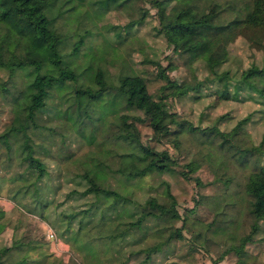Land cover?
<instances>
[{"label":"rangeland","instance_id":"1","mask_svg":"<svg viewBox=\"0 0 264 264\" xmlns=\"http://www.w3.org/2000/svg\"><path fill=\"white\" fill-rule=\"evenodd\" d=\"M83 3L82 8L88 4L93 8L99 2L84 0ZM251 8L252 0H161L159 6L150 0H130L127 6L110 4L96 21L92 36L86 38L79 55L74 59L85 64V52L97 46L107 48L109 52L106 51L105 59H99L106 75L110 74L116 82V74L122 68L131 67L145 77L148 90L156 97L161 92L165 93L160 88L165 82L159 75L160 71L178 81L194 82L209 75L205 64V59L209 57H227L219 68L228 67L231 71H239L252 63H263L264 32L244 23ZM209 10H212V15L208 23L190 30L177 43L173 36L163 30L162 26L177 13L183 18L195 17ZM130 20L133 22L126 35L122 27ZM76 25V22H71L70 30ZM78 28L82 30L81 25ZM116 31L126 35L122 42H119ZM17 75L19 80L23 77L21 71ZM6 77V71L0 69V79ZM202 81L198 92L189 90L183 94L165 95L167 107L174 112L175 117L199 127L216 125L221 130H227L239 118L249 114L251 118L243 124L242 129L247 133L249 142H257L264 129L263 101L247 98L243 90H233L229 85L218 93L220 82L211 81L207 84V80ZM74 85L75 81L68 80L63 88L72 89ZM194 93L198 95L195 97ZM60 101L58 92L53 90L45 109L37 116L40 126L31 135L36 142L37 154L44 160L48 170L38 181L40 191L52 200L46 208L48 219L29 213L16 204V199L12 197L14 185L8 177L22 170L24 164L18 158H13L8 166H3L7 159V147L0 139V247L16 239L36 241L39 249L47 255L31 264H85L81 255L65 242L73 240L72 230L64 231L65 225L59 226L56 218L58 213H68L86 206L92 198L91 194H80L83 189V180L78 176L83 170L80 157L99 148L105 152L106 161L112 168L109 181L119 192L134 199L126 204L130 211L137 214L139 204L144 200L163 197L161 190L164 184L161 181L165 180L184 217L177 220L176 225H183L185 237L172 239L147 260L142 258L145 252L140 250L141 247L158 238H165L167 231L157 229L144 240L137 241L134 238L138 237V230L133 236L126 235L122 240L121 259L126 255L129 257L124 264H213L216 260L214 264L236 263V253L223 254V251L230 241L237 243L239 236L248 233L251 224L257 220L250 210L253 196L244 184L252 161L243 165L236 156L230 155L234 147L228 151L210 148L191 131L180 133L177 144H174L169 137L162 136L161 140H156L145 122L135 120L118 125L115 113L104 112L111 103L102 109L97 107L92 112V120L86 119L84 124L76 125L56 113L59 107L62 109L64 106ZM121 111L141 115L140 111L134 109L121 110L120 107ZM222 113L226 116L218 119ZM12 115L11 104L0 94V132ZM142 142L158 149H167L177 163L161 173L141 178L132 176L137 169L136 160ZM216 143L214 141V145ZM211 150L214 153L209 157ZM255 155L253 163L264 166V154ZM224 157L225 161L228 158V168L225 169L218 162L219 158ZM191 160L196 167L186 171L185 164ZM185 171L188 177L182 175ZM196 177L200 184L195 183ZM72 188L76 191L66 196V192ZM215 202H219L222 209L217 213L210 208L211 205L214 207ZM78 216L70 221L73 229L78 225ZM95 218L91 217L89 222ZM125 219L127 217L123 216L122 220ZM258 223L253 239L244 246L246 253L241 257L242 264H264V218ZM50 230L56 231L53 238L49 237ZM132 251L137 253L132 254ZM29 256L41 258L38 249L29 252ZM111 261L116 264L114 259Z\"/></svg>","mask_w":264,"mask_h":264},{"label":"trees","instance_id":"2","mask_svg":"<svg viewBox=\"0 0 264 264\" xmlns=\"http://www.w3.org/2000/svg\"><path fill=\"white\" fill-rule=\"evenodd\" d=\"M83 1L0 0V69L7 73L5 79H0V94L11 104L13 111L10 121L0 132V139L7 147V159L3 166H8L13 158H18L20 163L24 164L22 170L13 172L8 177L14 185L12 197L16 199V204L40 218L49 217L46 208L52 200L40 191L38 184L48 170L44 160L37 154L36 142L31 135L40 126L37 116L45 109L53 90L58 92L60 102L64 104L56 113L76 125L84 124L86 119L92 120V112L97 107L102 109L104 105L111 103L110 108L103 111L115 113L118 125L135 120L145 122L156 140H161L162 136L169 137L174 144H177L180 133L191 131L210 148L215 147L218 150L224 148L228 151L230 147H234L230 155L236 156L243 165H248L252 161L244 184L245 189H249L253 196L250 210L257 220L251 224L248 233L239 236L237 243L230 241L223 251V254L236 253L238 259L235 264H242L241 257L246 253L244 246L253 239L254 232L259 227L258 220L264 218V166L253 163L255 154H264V129L257 142H249L247 133L242 129L243 124L251 118L249 114L239 118L227 130H221L216 125L199 127L186 123L185 120L175 117L164 98L168 93L183 94L189 90L198 92L202 80L204 82L207 80V84L211 81L221 83V89H217L218 93L224 86L229 85L233 90H243L247 98L259 99L264 103V58L261 64L252 63L239 71H231L228 67L219 68L227 57H209L205 59L209 75L194 82L178 81L160 71V77L165 80L160 88L165 93L161 92L155 97L148 90L145 77L131 67L122 68L115 76L116 82L110 74L106 75V70L99 64V59H105L106 51L109 52L107 48L97 46L85 52V64L74 59L79 55L86 38L92 36L96 21L110 4L127 6L130 0H97L99 3L93 8L90 7L91 4L82 8ZM150 2L155 6L161 4V0ZM211 15L212 10L195 17L184 18L177 13L162 27L177 43L190 30L207 24ZM73 21L77 25L70 30V23ZM132 22L130 20L122 27L126 35ZM244 23L264 32V0H252V8ZM80 25L82 30L78 28ZM115 34L119 42L125 39L126 35H122L120 31H116ZM112 54L115 55L116 52L113 51ZM159 67L161 68V65ZM18 71H21L23 76L20 80L17 78ZM68 80L75 81L76 85L67 90L63 86ZM194 94L195 97L198 95ZM120 107L121 110H138L141 115L119 112ZM225 116L226 114L222 113L218 119ZM262 116L264 117V112ZM214 141H217L215 145ZM212 153L213 150L209 152V157ZM224 159L225 157L219 158L218 161L223 169L228 168V158L226 161ZM80 162L83 165V170L78 173L83 180L80 194H91L92 198L84 207L68 213H58L56 219L59 226L65 225L64 231L72 230L73 240L65 242L81 255L85 264H108L107 261L112 264L111 259H114L116 264H124L129 255L121 259L122 240L126 235L133 236L135 230L139 232L138 237L134 238L135 241L144 240L157 229L167 231L165 238H158L141 247L140 250L145 252L143 260L150 259L153 253L161 251L172 239L185 237L183 225H176V221L184 217L178 209L177 199L170 190L168 181H161L164 184L161 190L163 197L144 200L139 204L136 214L126 205L134 199L119 192L109 181V171H112V168L106 161L103 150L97 148L85 153L80 157ZM176 163V159L167 149H158L142 142L136 160L137 169L132 176L141 178L161 173ZM185 165L186 171L196 167L192 160ZM186 171L182 172V175L188 177ZM226 179L227 177L224 181ZM195 183L200 184L197 177ZM75 191L76 189L72 188L65 195L68 196ZM219 205V202H215L214 207L211 205L210 208L217 213L222 210ZM78 214V225L73 229L70 221ZM93 216L96 217L95 220L89 222ZM123 216L127 219L122 220ZM37 249L41 258L33 259L29 252ZM46 255L44 250L39 249L36 241L16 239L11 244L0 247V264H31L40 261Z\"/></svg>","mask_w":264,"mask_h":264},{"label":"built area","instance_id":"3","mask_svg":"<svg viewBox=\"0 0 264 264\" xmlns=\"http://www.w3.org/2000/svg\"><path fill=\"white\" fill-rule=\"evenodd\" d=\"M54 235H55V232L52 231V230H50V232H49V237L53 238Z\"/></svg>","mask_w":264,"mask_h":264}]
</instances>
